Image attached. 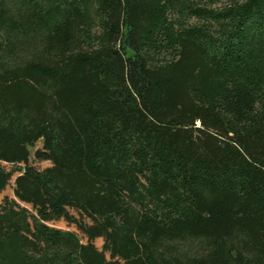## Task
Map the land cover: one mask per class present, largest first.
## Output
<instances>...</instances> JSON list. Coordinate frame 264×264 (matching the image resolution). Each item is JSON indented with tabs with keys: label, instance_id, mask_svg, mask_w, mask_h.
Returning <instances> with one entry per match:
<instances>
[{
	"label": "trees",
	"instance_id": "obj_1",
	"mask_svg": "<svg viewBox=\"0 0 264 264\" xmlns=\"http://www.w3.org/2000/svg\"><path fill=\"white\" fill-rule=\"evenodd\" d=\"M14 175L0 264H264V0H0Z\"/></svg>",
	"mask_w": 264,
	"mask_h": 264
},
{
	"label": "rangeland",
	"instance_id": "obj_2",
	"mask_svg": "<svg viewBox=\"0 0 264 264\" xmlns=\"http://www.w3.org/2000/svg\"><path fill=\"white\" fill-rule=\"evenodd\" d=\"M213 7H216V5H214ZM41 148H42V141H38L34 147L29 149V151H30V162H31V164L34 167L42 170V169L50 166V163L48 161H35L34 160L35 150L41 149ZM5 166L8 169L11 168V166H8V165H5ZM15 176L16 175L13 176V178L11 179V181H10L9 185L6 187V189L0 193V203L2 202L4 197H9V198L13 197L12 187L14 184ZM51 226L58 228V229H62V230H73V231H75V228L73 226H68L63 220L53 222V223H51ZM102 243H103L102 239H97L94 242V244L96 245V247L98 249L102 248Z\"/></svg>",
	"mask_w": 264,
	"mask_h": 264
}]
</instances>
